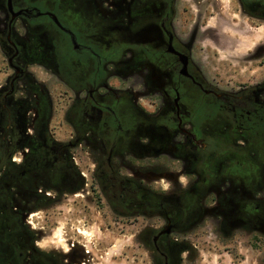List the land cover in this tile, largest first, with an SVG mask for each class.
<instances>
[{
  "label": "flooded vegetation",
  "instance_id": "obj_1",
  "mask_svg": "<svg viewBox=\"0 0 264 264\" xmlns=\"http://www.w3.org/2000/svg\"><path fill=\"white\" fill-rule=\"evenodd\" d=\"M177 1L0 0V264H203L213 232L264 258V74L207 76Z\"/></svg>",
  "mask_w": 264,
  "mask_h": 264
},
{
  "label": "rangeland",
  "instance_id": "obj_2",
  "mask_svg": "<svg viewBox=\"0 0 264 264\" xmlns=\"http://www.w3.org/2000/svg\"><path fill=\"white\" fill-rule=\"evenodd\" d=\"M177 8L181 15L188 17L186 22H180L179 29L185 33L197 31L196 55L207 76L219 78L215 80L223 85L237 86L249 80L242 78L264 74V23L243 15L236 0H178ZM72 204L69 200L65 205L63 218L52 232L55 244L64 243L66 233L80 240V231L76 230L80 229V223L73 218ZM97 231V225H92L84 234L91 240ZM212 236L211 253L204 252L203 264H264L259 246L245 241L218 242L214 232ZM125 244L132 248L130 258L118 254ZM103 264H143L137 242L116 241Z\"/></svg>",
  "mask_w": 264,
  "mask_h": 264
}]
</instances>
